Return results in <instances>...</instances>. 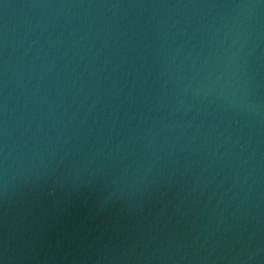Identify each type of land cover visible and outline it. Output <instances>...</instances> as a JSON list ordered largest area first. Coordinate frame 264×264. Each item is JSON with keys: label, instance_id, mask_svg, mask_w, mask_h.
<instances>
[{"label": "water", "instance_id": "1", "mask_svg": "<svg viewBox=\"0 0 264 264\" xmlns=\"http://www.w3.org/2000/svg\"><path fill=\"white\" fill-rule=\"evenodd\" d=\"M0 264H264V0H0Z\"/></svg>", "mask_w": 264, "mask_h": 264}]
</instances>
